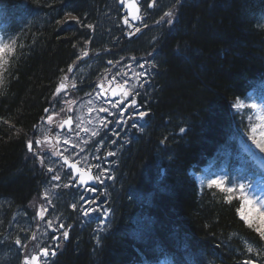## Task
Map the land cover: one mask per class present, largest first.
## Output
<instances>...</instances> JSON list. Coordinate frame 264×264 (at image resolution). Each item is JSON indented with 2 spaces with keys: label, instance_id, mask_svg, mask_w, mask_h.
Wrapping results in <instances>:
<instances>
[{
  "label": "trees",
  "instance_id": "obj_1",
  "mask_svg": "<svg viewBox=\"0 0 264 264\" xmlns=\"http://www.w3.org/2000/svg\"><path fill=\"white\" fill-rule=\"evenodd\" d=\"M109 8V0H0L4 42L16 50L0 88V237L17 209L34 215L42 182L27 143ZM156 54L149 124L125 153L109 231L100 243L74 233L54 264H264V239L238 217L240 201L215 185L198 190L189 174L240 160L239 140L255 122L250 105L264 96V0H188ZM238 99L246 106L235 108ZM8 248L0 264H11Z\"/></svg>",
  "mask_w": 264,
  "mask_h": 264
},
{
  "label": "flooded vegetation",
  "instance_id": "obj_2",
  "mask_svg": "<svg viewBox=\"0 0 264 264\" xmlns=\"http://www.w3.org/2000/svg\"><path fill=\"white\" fill-rule=\"evenodd\" d=\"M173 1L156 0L154 7H148L151 0H141L143 19L130 30L122 26L124 12L120 6V0H109L110 8L103 19L102 25L107 28L104 32L106 40L116 43V45L107 50H100L98 55L108 53L106 56L110 59L105 60V57H98L92 66H83L85 63L94 60L91 57L94 54L91 53L85 61H80L76 65L73 64L71 66L68 72L69 87L67 86V89L64 90L66 91L64 97H67L69 101H64V106L61 101L55 102L52 112L49 114L52 117V121L49 122V116L46 117L41 125L42 128L37 133V136L41 137L40 140L43 142L40 144L36 143L37 147L36 149L34 148V151L39 158H44L43 178L46 186H49L51 181H54L53 177L55 175H59L60 179L55 181L61 184L59 190H64L66 183H69L68 185L71 188L74 187L76 196L92 191L93 188L85 191L76 189L71 171H68L60 162L63 156L68 157L72 162L77 163L80 168L89 171L93 176L99 177L98 188L103 186L102 178L113 173L112 167L116 165L119 144L122 147H130L132 144L129 137H120V130L126 132L130 130V125H126L121 119H126L128 115L131 118L130 120H133V116L136 113L132 108L139 103L135 90L127 96L118 91L117 99L112 98L110 95L111 90L116 85L119 84L128 89L130 84L127 74L120 67L123 65L117 61V53L127 50L130 46L133 47L135 52L145 48H152L163 30L173 22V16L168 17L165 15L169 10L173 12ZM179 2L180 0H176L175 5L177 6ZM169 20L172 22L169 23ZM130 59L131 57H126V61ZM71 98L73 99L70 100ZM82 100L90 104L93 110L104 114L106 125L98 126L94 122L89 123L88 133L93 131L100 133L90 142L87 141V133H85V137L80 136V141H84V143H81L82 145H88L97 139L96 142L90 144L89 148L79 149L73 144H67L65 147L64 142H62L65 138L62 137V134L67 133L65 129H67L66 124L68 125V123H64L63 127L60 125L64 121L70 120V123H73L70 128L74 127L75 122L72 113L75 111V104ZM122 101L124 103H121ZM80 113L78 112V114ZM146 117V114L140 115V120L144 121ZM116 126H118V129ZM102 127L105 128L101 132ZM46 144L47 146L51 144V148L48 149ZM56 153H63V156ZM49 160H53L51 165L48 164ZM104 160L106 162H103ZM49 169H52V171H49Z\"/></svg>",
  "mask_w": 264,
  "mask_h": 264
},
{
  "label": "snow or ice",
  "instance_id": "obj_3",
  "mask_svg": "<svg viewBox=\"0 0 264 264\" xmlns=\"http://www.w3.org/2000/svg\"><path fill=\"white\" fill-rule=\"evenodd\" d=\"M121 4H128V7L130 9L129 14L133 19L140 20L142 19L141 8L138 6L137 3L132 2L129 3V0H120ZM156 3V0H151V3L148 4V7H154ZM128 15L124 17V23H129ZM166 16L172 17L173 12L172 10H169L165 13ZM67 18L69 20H74L76 22H79L78 17H73L71 13L67 14ZM163 19V17H162ZM169 23L172 21L169 20ZM89 28L92 27V25H88ZM139 31V29H137ZM85 56L88 54L87 52L83 53ZM16 50L13 47L12 44L3 42L2 38H0V88H3V85L5 83L4 81V73L7 71V68L9 66V63L12 59L15 58ZM111 83V82H110ZM127 83V82H125ZM66 87L63 83H61L60 87L57 89V92L61 90V88ZM117 90L122 93L124 96H127L131 93L130 89H125L121 85H117V88L112 89L113 95L117 94ZM243 101H240L239 99L234 104V107L237 109H241L245 107ZM251 108L255 109L258 106L253 103L250 105ZM262 110H264V106H261ZM47 111V110H46ZM141 116L145 115V113H140ZM252 117H249V120H251ZM256 119L259 121V123L252 124L249 129V135L252 139L253 143L256 145V147L261 151L264 152V115H257ZM49 122L52 121V117H48ZM64 123H70L69 121H64L60 126L63 127ZM260 130V131H258ZM183 132L184 129H181ZM96 133H93L95 135ZM43 141L37 140L36 143L40 144ZM27 146L29 150L33 147V141L29 140L27 143ZM57 155L63 156V153H56ZM111 154V153H110ZM65 163H68L71 168H75L76 171L80 175V181L81 183H87L88 180L91 179H97L99 180V177H94L90 174L89 171H85L79 167H77L76 163H70L68 160V157H63ZM41 163H43V159L41 158ZM49 171H52V169H49ZM54 180H59V175H55L53 177ZM226 177L220 178L218 180H211L208 183L209 187H212L215 185L218 189H220L222 192L227 193L228 195L225 196V200L227 202H231L233 199H238L240 201V207L236 209L237 213L240 215V218L246 223V225L254 230L261 239H264V191H261L259 193L252 191V184L248 183L245 184L243 182H236L232 183L230 187L224 186V180H226ZM67 186V185H65ZM92 191H95V189H92ZM45 196L48 195L47 192L44 194ZM73 208L76 207V205H72ZM46 211V209H44ZM85 215H87V212H85ZM41 217H43V212L41 213ZM51 222H49L50 224ZM61 228L64 227V225H60ZM63 237L65 239L68 238L69 233L67 231H64L62 233ZM33 239H35V236H33ZM17 244H20V240H16ZM245 245L247 247L248 252H253L254 249L251 245L245 241ZM41 253L43 256H48L49 254L55 255V251L53 250L51 253L47 248L41 249ZM257 255H260L259 252H257ZM42 256L40 254H36L31 256L30 258H25V264H41ZM244 264H255V261H245Z\"/></svg>",
  "mask_w": 264,
  "mask_h": 264
},
{
  "label": "rangeland",
  "instance_id": "obj_4",
  "mask_svg": "<svg viewBox=\"0 0 264 264\" xmlns=\"http://www.w3.org/2000/svg\"><path fill=\"white\" fill-rule=\"evenodd\" d=\"M93 63H89L87 66H92ZM257 115H264V110L262 108L258 107L256 109V117ZM256 123H259L257 120ZM264 130V129H261ZM260 131V130H258ZM250 143L245 147V154L248 156L249 160H251L255 165H257L258 168H261L264 171V152H261L256 145L253 143L252 139L250 138ZM191 174L195 177L198 185L200 187H203L206 181V175L205 173L198 174L195 171H191ZM258 176V177H257ZM254 177V180L251 181L252 184V191L259 193L261 191H264V180L262 178L263 175H257ZM110 217V212L108 209L103 210V216L100 219V221L97 222V226L94 229V232L98 233L99 236L106 231V226L108 224ZM31 227V220L27 218L22 211H19L15 217H14V225L10 229V232L8 233L7 238L4 241H12L13 243L16 242L17 239L20 241L23 239V233L30 229ZM98 238V237H97ZM48 264H51L49 262Z\"/></svg>",
  "mask_w": 264,
  "mask_h": 264
},
{
  "label": "water",
  "instance_id": "obj_5",
  "mask_svg": "<svg viewBox=\"0 0 264 264\" xmlns=\"http://www.w3.org/2000/svg\"><path fill=\"white\" fill-rule=\"evenodd\" d=\"M132 2H135V0H129V3H132ZM135 3H136V2H135ZM125 10L129 13L130 9H129V7H128V4H125ZM129 17L132 18L130 15H129ZM132 19H133V18H132ZM134 20L137 21L136 19H134ZM123 23H124V21H123ZM124 24H126V23H124ZM63 161H64V159H63ZM64 162H65V161H64ZM67 167H68V168H71V167L69 166L68 163H67ZM73 170H74V174H75V175H79V173L76 171L75 168H73ZM78 184H79L80 186L86 184V183H81V181H80V175H79Z\"/></svg>",
  "mask_w": 264,
  "mask_h": 264
}]
</instances>
